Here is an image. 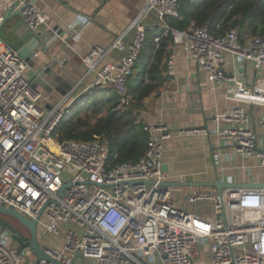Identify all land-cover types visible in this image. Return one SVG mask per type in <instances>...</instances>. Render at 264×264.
Masks as SVG:
<instances>
[{
    "label": "built area",
    "instance_id": "2783aa9c",
    "mask_svg": "<svg viewBox=\"0 0 264 264\" xmlns=\"http://www.w3.org/2000/svg\"><path fill=\"white\" fill-rule=\"evenodd\" d=\"M30 1L0 0V25L15 6L14 12L22 9L30 30H50V16ZM148 13L156 14L165 35L172 32L174 46L188 52L209 83L226 84L227 98L234 104L215 114L212 131L144 124L145 155L112 166L106 138L61 141L54 133L76 108H86L97 91L113 89L118 108L132 105L129 78L147 30H154L144 23ZM180 17V0H147L126 32L107 48L93 47L83 58L95 79L77 84L56 102L26 76L28 62L0 37V205L31 220L43 210L39 228L65 234L63 249H46L63 264H74L77 258H91L96 264H197L200 247L206 244L209 264H264V186H232L222 195L216 189L186 192L189 203H212L213 211L201 215L181 208L173 187L163 185L168 179L164 145L174 135L216 134L221 142L214 153L217 167L225 168L233 157L256 158L264 174V36L241 42L235 28L221 36L194 24L185 31L171 29L166 19ZM79 24H69L64 36L56 32L57 38L70 47V40L80 35ZM113 52L120 54L117 64L100 66ZM228 54L233 56V71L225 67ZM175 57L171 53L167 59L170 77L176 76ZM248 64L256 71L252 83L242 78ZM258 107L263 113L256 118L253 111ZM223 209L225 220L220 216ZM252 238L254 250L249 251ZM0 264L54 263L37 259L29 250L19 253L10 233L0 230Z\"/></svg>",
    "mask_w": 264,
    "mask_h": 264
},
{
    "label": "crops",
    "instance_id": "0c3cea01",
    "mask_svg": "<svg viewBox=\"0 0 264 264\" xmlns=\"http://www.w3.org/2000/svg\"><path fill=\"white\" fill-rule=\"evenodd\" d=\"M146 3L147 0H35V4L50 16V26L53 28H44L39 32L40 35H55L57 32L64 36L67 26L76 22L80 23L81 31L78 38L70 40V47L56 36V41L49 44L47 49L40 47L37 56L32 59L34 64H28L26 76L33 79L39 90L55 102L77 84L92 82L95 73H88L83 58L95 46L109 47L117 36L129 29L145 9ZM144 23L148 28L159 27L154 13H148ZM131 37L128 36V39ZM172 53L176 55V76L145 98L139 114L140 121L143 125L166 124L173 130H215V114L234 104L227 98L226 84L214 87L209 83L207 73L198 67L182 46H173ZM119 56V52L109 54L100 66L116 65ZM232 62L233 56L228 54L225 66L228 71H233L235 67ZM242 78L248 83L256 78V71L251 64L243 70ZM253 112L259 118L263 108H255ZM219 148L220 139L213 133L207 136L174 135L165 141L163 163L168 174L166 182L173 187L176 200L187 212L204 215L206 212L201 213L200 209L194 208L202 204L209 205V210L213 211L211 202L189 203L184 200V194L192 189H217L212 186L217 179L237 187H248V184L256 181L264 183L256 158L233 157L225 161V168L217 167L214 153ZM64 235L49 236L43 229L39 241L44 247L61 250L64 247ZM209 260L207 252L205 259L199 258L197 264H209ZM74 264L96 262L91 258H77Z\"/></svg>",
    "mask_w": 264,
    "mask_h": 264
},
{
    "label": "trees",
    "instance_id": "16d2710c",
    "mask_svg": "<svg viewBox=\"0 0 264 264\" xmlns=\"http://www.w3.org/2000/svg\"><path fill=\"white\" fill-rule=\"evenodd\" d=\"M180 18H167L171 29L185 31L192 24L208 27L215 36L229 29L238 31L241 42L264 36V0H180ZM160 36L158 43L155 38ZM174 46L170 31L155 27L147 36L129 78L134 101L128 108H118L113 89L97 91L84 109L66 116L54 133L59 140L90 141L97 137L107 139L110 147V164L135 162L147 150V134L139 119L144 100L157 91L171 77L166 64Z\"/></svg>",
    "mask_w": 264,
    "mask_h": 264
},
{
    "label": "water",
    "instance_id": "95a60500",
    "mask_svg": "<svg viewBox=\"0 0 264 264\" xmlns=\"http://www.w3.org/2000/svg\"><path fill=\"white\" fill-rule=\"evenodd\" d=\"M31 0L30 2H34ZM14 7L7 10V14L4 21L0 25V37L6 41L9 45L18 50L20 55L28 62L29 65H33V58L37 56V50L41 47L47 49L48 45L56 41V34L46 33L45 35H40L28 28L23 16L22 9L14 12ZM53 37V39H52ZM57 37V36H56ZM55 38V39H54ZM165 186H171L169 183L164 182ZM234 184L224 183L217 179L212 186L217 188L216 190L220 195L223 193V189L226 187H232ZM250 187H262L264 183H251L248 184ZM62 193V191L60 192ZM43 210L40 212L42 215ZM1 214L9 215L15 218L22 229L27 230L29 234H26L24 230L6 221ZM220 216L226 219V213L224 209L220 213ZM38 219L31 220L27 218L22 213L12 209L7 208L4 205H0V230L2 232L7 231L10 233L11 238L15 245L17 246L18 252L21 253L24 250H29L32 254L39 260H46L54 264H63L60 261L55 260L51 257L46 249L39 241V224Z\"/></svg>",
    "mask_w": 264,
    "mask_h": 264
},
{
    "label": "rangeland",
    "instance_id": "374dc122",
    "mask_svg": "<svg viewBox=\"0 0 264 264\" xmlns=\"http://www.w3.org/2000/svg\"><path fill=\"white\" fill-rule=\"evenodd\" d=\"M76 111H78L77 108L75 109V112H76ZM262 177H263L262 180H264V174H263ZM202 205H203V208H202ZM202 205L194 206V208L200 209L201 213L206 212V213H204V214H208V213L212 212V211L209 210V208H210L209 205H208V207H207L206 204H202ZM185 211H188V210L186 209ZM1 216H2L6 221H8L9 223L13 224V225L16 226V227H19L21 230H24V232H25L26 234H29V233L27 232V230L22 229V226H20V225L18 224V222H17V220H16L15 218H13V217H11V216H9V215H5V214H1ZM39 230H40V231H39V235H40V233L43 231V228H41V229H39ZM45 234H46V233H45ZM48 235H49V236H52V234H49V233H48ZM57 238H60V237H57ZM254 240H255V239L252 238L251 243H250L249 246H248V250H249V251H253V250H254V242H255ZM209 249H210L209 244H206L205 246L200 247V250H201V251H200V252H201V253H200V254H201L200 258H201L202 260H203V258L205 259L207 252H209Z\"/></svg>",
    "mask_w": 264,
    "mask_h": 264
},
{
    "label": "bare ground",
    "instance_id": "6f19581e",
    "mask_svg": "<svg viewBox=\"0 0 264 264\" xmlns=\"http://www.w3.org/2000/svg\"><path fill=\"white\" fill-rule=\"evenodd\" d=\"M258 99H262V98H258Z\"/></svg>",
    "mask_w": 264,
    "mask_h": 264
}]
</instances>
